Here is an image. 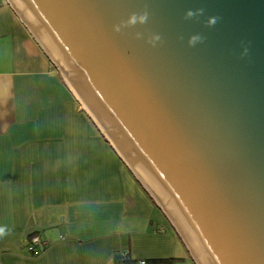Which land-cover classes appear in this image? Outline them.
<instances>
[{
	"label": "water",
	"instance_id": "1",
	"mask_svg": "<svg viewBox=\"0 0 264 264\" xmlns=\"http://www.w3.org/2000/svg\"><path fill=\"white\" fill-rule=\"evenodd\" d=\"M6 1L193 264H264V0Z\"/></svg>",
	"mask_w": 264,
	"mask_h": 264
},
{
	"label": "crops",
	"instance_id": "2",
	"mask_svg": "<svg viewBox=\"0 0 264 264\" xmlns=\"http://www.w3.org/2000/svg\"><path fill=\"white\" fill-rule=\"evenodd\" d=\"M21 17L0 0V264H192ZM48 247L27 249L32 233Z\"/></svg>",
	"mask_w": 264,
	"mask_h": 264
},
{
	"label": "clouds",
	"instance_id": "3",
	"mask_svg": "<svg viewBox=\"0 0 264 264\" xmlns=\"http://www.w3.org/2000/svg\"><path fill=\"white\" fill-rule=\"evenodd\" d=\"M202 15H204V9L203 8H198L195 10L189 9L185 12L184 19L185 20H194V19H198ZM148 17H149V14L147 11H145L139 15L132 14L129 17L127 24H129V25H135L137 23L145 24L148 21ZM220 19L221 18L219 16H210L205 21V26L208 28L215 27V25L220 21ZM115 30L119 31L120 30L119 26H117ZM204 40H205V37L203 35L197 33V34L189 36L188 45L190 47H195L197 44L203 43ZM159 41H161V37H160V35L157 34V35H153L151 37V39L149 40V43H152L154 45L156 42H159ZM247 54H248V48L244 47L241 55L246 56ZM5 234H6L5 229L0 228V237L4 236Z\"/></svg>",
	"mask_w": 264,
	"mask_h": 264
},
{
	"label": "built area",
	"instance_id": "4",
	"mask_svg": "<svg viewBox=\"0 0 264 264\" xmlns=\"http://www.w3.org/2000/svg\"><path fill=\"white\" fill-rule=\"evenodd\" d=\"M47 247H48V242L40 234H35L28 238L27 249L33 255L40 254V252L45 250ZM119 256L123 260L129 258L128 252H120ZM138 264H148V263L146 262V260L143 259L140 260Z\"/></svg>",
	"mask_w": 264,
	"mask_h": 264
},
{
	"label": "trees",
	"instance_id": "5",
	"mask_svg": "<svg viewBox=\"0 0 264 264\" xmlns=\"http://www.w3.org/2000/svg\"><path fill=\"white\" fill-rule=\"evenodd\" d=\"M35 234H39V233H32L30 234L29 237H31L32 235H35ZM115 260H116V263L115 264H138V261L136 260H133L131 259L130 257L127 258L126 260H123L118 254L116 255L115 257ZM146 260V259H145ZM146 262L148 264H175L176 262V259L175 258H172V259H149V260H146Z\"/></svg>",
	"mask_w": 264,
	"mask_h": 264
},
{
	"label": "rangeland",
	"instance_id": "6",
	"mask_svg": "<svg viewBox=\"0 0 264 264\" xmlns=\"http://www.w3.org/2000/svg\"><path fill=\"white\" fill-rule=\"evenodd\" d=\"M165 219V218H164ZM164 222H166L167 223V221H166V219L165 220H163ZM168 225V224H167ZM118 255H119V253H118ZM192 262V261H191ZM178 264H181V263H178ZM192 264H193V262H192Z\"/></svg>",
	"mask_w": 264,
	"mask_h": 264
}]
</instances>
